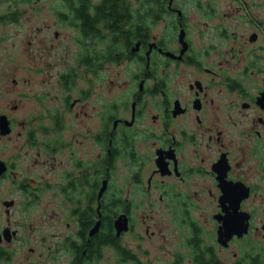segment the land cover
<instances>
[{"label": "flooded vegetation", "instance_id": "1", "mask_svg": "<svg viewBox=\"0 0 264 264\" xmlns=\"http://www.w3.org/2000/svg\"><path fill=\"white\" fill-rule=\"evenodd\" d=\"M55 1L71 35L48 48L34 35L41 114L19 115L23 91L0 111V141L15 134L0 153V264L264 257V19L242 0H163L126 55L99 61L95 31Z\"/></svg>", "mask_w": 264, "mask_h": 264}, {"label": "rangeland", "instance_id": "2", "mask_svg": "<svg viewBox=\"0 0 264 264\" xmlns=\"http://www.w3.org/2000/svg\"><path fill=\"white\" fill-rule=\"evenodd\" d=\"M242 1L248 3L247 7L251 10L250 12L257 14L259 18L264 19V0ZM216 2L220 5V10L222 11L224 10L222 8L223 6L224 8H227V4L233 3L230 0H216ZM7 4L8 0H0V11H3ZM60 8L61 6L58 5L55 0H31L19 4V9L22 15L17 23L6 25L0 24V111L7 109L6 112H9L10 115V108L15 103L16 99H18L17 96L20 95L19 93L23 91L27 96L22 97L23 100L20 104L19 115L25 117L33 112L35 114L41 112V105H39L40 108L37 106V101L30 98V93L31 90H37L39 93V90L43 87V85H36L41 81V78L44 77L45 70L43 73L36 75V71L32 68L40 66L38 56L42 55L44 58L45 52L41 50V44H37L36 40L34 42L33 38L34 35L37 34L39 39H45V48H48L50 44H57L58 40L63 42V37L69 38L71 35L69 28L60 29L56 18L53 16V11ZM252 29L251 26L245 24L239 28L240 31L245 33H249ZM55 31H58V40L53 37ZM47 52L51 54L52 49L50 48ZM124 69L125 67H112L111 71L113 74L119 72L120 79H122V77L124 79L126 76V73L124 74L123 72ZM53 108L51 110H53ZM14 135L15 134H11L10 136L1 139V155L5 157L9 156L14 146ZM262 206L264 212V205ZM140 217V213L133 215L134 220L137 222L136 225H138V230L143 233L144 226L141 227ZM150 230H152V228H150ZM261 233H263L261 234L263 241H260L259 246L264 245V232L261 231ZM131 237L132 236L128 235L124 239L128 241ZM154 239H156V237L152 236L150 239L147 238V241L144 243H147L148 245V242H154ZM129 242L133 245L136 243L135 241ZM148 258L153 259L154 257ZM161 258L163 260L160 263L164 264V257ZM165 258L168 259V257ZM221 258L227 263H231L234 260L233 257ZM158 259H156L155 264H157ZM20 260V258H17L18 262Z\"/></svg>", "mask_w": 264, "mask_h": 264}, {"label": "trees", "instance_id": "3", "mask_svg": "<svg viewBox=\"0 0 264 264\" xmlns=\"http://www.w3.org/2000/svg\"><path fill=\"white\" fill-rule=\"evenodd\" d=\"M29 0H12L11 5L0 13V21L16 23L22 14L19 4ZM67 9L70 22H78L82 30L95 31L99 43L104 45L98 50V59L112 57L115 61L116 55H126L127 50L139 37L141 14H153L155 7L164 6L163 0H99L92 3L91 0H63ZM81 16V21L77 18ZM68 23V22H67ZM106 47V48H105ZM242 257L241 262L236 264H264V257ZM121 259L128 257H120ZM209 264H219L216 257H208ZM205 262L204 257H199L197 263Z\"/></svg>", "mask_w": 264, "mask_h": 264}, {"label": "water", "instance_id": "4", "mask_svg": "<svg viewBox=\"0 0 264 264\" xmlns=\"http://www.w3.org/2000/svg\"><path fill=\"white\" fill-rule=\"evenodd\" d=\"M6 126H7V122H5L4 118H0V131H1V134H5L8 132V130L6 129ZM244 215V214H243ZM246 216V215H244ZM227 225L229 226V222H227ZM224 228H225V223H224ZM115 228H116V233L119 234L121 231H125L127 229L126 227V219L122 216L120 218H118L116 221H115ZM246 225L243 224V226L241 227L239 233H244L246 232Z\"/></svg>", "mask_w": 264, "mask_h": 264}]
</instances>
